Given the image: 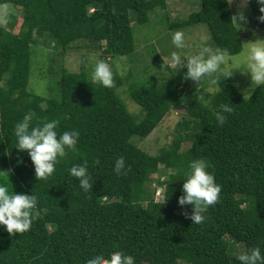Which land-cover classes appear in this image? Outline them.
I'll list each match as a JSON object with an SVG mask.
<instances>
[{
    "label": "trees",
    "instance_id": "obj_1",
    "mask_svg": "<svg viewBox=\"0 0 264 264\" xmlns=\"http://www.w3.org/2000/svg\"><path fill=\"white\" fill-rule=\"evenodd\" d=\"M249 3L257 24L263 23L260 4ZM4 4L18 11H11L8 25L0 24V183L10 192H34L38 209L46 211L24 233L9 234L0 225V264H84L95 252L116 249L132 255L135 264H240L229 252L236 243L243 252L259 245L264 253V86L246 98L231 76L208 98L184 79L186 68L165 71L167 62L158 55L148 68L143 58L136 73L133 67L125 75L112 68L111 88L91 81L86 57L74 71L61 60L51 62L47 95L29 89L37 42L53 40L61 56L83 46L100 59L128 55L133 63V17L144 24L158 10L168 21L159 41L171 42V29L204 24L209 45L238 54L243 34L231 5L199 0L186 18L170 20L166 0H0ZM122 87L140 115L122 99ZM225 103L234 111L219 123L215 113ZM173 110L182 114L170 144L152 154L132 142L148 137ZM25 115L31 126L55 119L58 134L80 133L75 150L66 149L47 180H37L27 151L15 148L14 124ZM120 154L126 163L118 174L113 161ZM196 158L208 162L220 185L200 224L190 219V204H178L184 173ZM84 162L92 183L87 192L68 172ZM153 182L164 187L162 200L154 198Z\"/></svg>",
    "mask_w": 264,
    "mask_h": 264
},
{
    "label": "clouds",
    "instance_id": "obj_2",
    "mask_svg": "<svg viewBox=\"0 0 264 264\" xmlns=\"http://www.w3.org/2000/svg\"><path fill=\"white\" fill-rule=\"evenodd\" d=\"M231 4L232 0H224ZM260 4V12L264 14V0H257ZM90 10H93L91 8ZM238 29L244 27L247 22L243 12L233 16ZM264 21V15L259 17ZM171 44L176 50L169 54L167 64L162 68L168 71L170 68L187 69L184 79H191L198 85L206 82V89L215 90L221 80L233 75L234 69L250 75L251 90L257 86H264V39L243 43L240 56L232 58L227 48L213 47L202 38L196 45L194 54L183 51L186 48L185 36L182 31L171 34ZM113 69L103 59H97L91 66L90 78L94 84L106 88L113 86ZM234 111L229 103L221 104L215 113L219 123H224L226 114ZM57 121L55 119L43 122L38 126H31L29 116L25 115L14 124L15 148L27 151L33 166L37 180H47L59 163V158L66 155V149L75 150L80 133L73 130H65L57 133ZM98 163V161H97ZM123 154L115 157L113 170L118 174L125 168ZM208 162L203 158L192 159L188 163V171L184 173L185 179L182 184V195L178 197L180 206L191 205L190 219L193 224H200L205 220L204 212L207 207L217 202L220 193V185L208 170ZM69 175L76 178L80 188L87 192L91 187V176L88 172L87 162L72 165ZM46 209H38V199L34 194L15 193L9 191L7 183H0V225L9 234L27 232L36 216ZM240 264H264V253L259 245L251 246L246 252L236 255ZM84 264H135L132 255L116 249L105 254L103 251L95 252L87 257Z\"/></svg>",
    "mask_w": 264,
    "mask_h": 264
},
{
    "label": "rangeland",
    "instance_id": "obj_3",
    "mask_svg": "<svg viewBox=\"0 0 264 264\" xmlns=\"http://www.w3.org/2000/svg\"><path fill=\"white\" fill-rule=\"evenodd\" d=\"M169 9V18H186L191 12L198 9L199 0H167ZM233 12V16L238 12H243L247 18V22L241 29H238L243 35V43L255 41L257 39H264V22L257 24L258 17H256L251 10L249 0H232L230 4ZM18 11V8H14L10 4H4L0 6V24L8 25L11 11ZM92 11V10H90ZM18 16V15H17ZM133 17V14H131ZM166 15L162 14L160 10L149 14V21L144 24H136L135 17H133L132 26L134 28L136 44H137V59L135 62H131L128 55L118 56L115 58L108 57L103 59L113 69H117L121 74H127L130 70V67L134 68L136 73L139 68L144 64L142 63L143 58L146 61L147 67L152 64L153 57L156 58L158 55L162 57L167 63L169 61L168 52L172 46L170 41L163 43L159 41L158 35L161 31L167 30V22L164 21ZM14 18V16H12ZM15 19V18H14ZM20 18L16 19V22H19ZM235 22V21H234ZM236 24V23H235ZM238 28V25H236ZM177 31V29H171L168 32V36L171 37V34ZM184 33L186 48L185 53L193 54L197 49V42L203 39H209L210 33L208 28L204 24H197L194 27L179 30ZM162 35V34H161ZM161 37V36H160ZM164 48H162V46ZM34 56H33V67L29 79V89L37 94L47 95L49 92L46 84V73L49 68V63H57L59 60L63 61L70 70H78L80 62L83 58L87 60L88 67L91 69L92 64L98 58V51H89L85 47L80 46L70 48L63 56H61L57 46L53 40H47L44 42H37L34 44ZM241 53V52H240ZM240 53L231 55L232 58H238ZM155 68V65H152ZM154 68L150 69L151 72L154 71ZM232 77L236 83V86L239 92L246 98L254 91L251 90V80L250 75L247 73H241L238 69H234ZM191 86L196 88L200 95H207L210 98V93L215 90L206 89V82L198 85L192 81ZM204 86V89L202 88ZM119 92L128 106V108L135 114L140 115L141 110L140 106L130 99L126 87L119 89ZM182 113L178 111H171L170 114L166 115L161 123L154 129V131L148 137H133L132 142H134L139 147L145 149L146 151L154 154L158 151L159 147L168 145L173 140L174 130L178 119L181 117ZM137 141V142H136ZM165 176V175H164ZM156 189L154 198L156 200H162L165 195L164 187L153 182L150 186V190ZM243 244L236 243L235 245L229 247V252L232 254L238 255L240 252H243Z\"/></svg>",
    "mask_w": 264,
    "mask_h": 264
},
{
    "label": "crops",
    "instance_id": "obj_4",
    "mask_svg": "<svg viewBox=\"0 0 264 264\" xmlns=\"http://www.w3.org/2000/svg\"><path fill=\"white\" fill-rule=\"evenodd\" d=\"M167 1V0H166Z\"/></svg>",
    "mask_w": 264,
    "mask_h": 264
}]
</instances>
